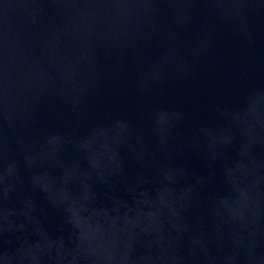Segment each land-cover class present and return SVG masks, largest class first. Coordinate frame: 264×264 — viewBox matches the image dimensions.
Segmentation results:
<instances>
[{"label": "water", "instance_id": "water-1", "mask_svg": "<svg viewBox=\"0 0 264 264\" xmlns=\"http://www.w3.org/2000/svg\"><path fill=\"white\" fill-rule=\"evenodd\" d=\"M0 264H264V0H0Z\"/></svg>", "mask_w": 264, "mask_h": 264}]
</instances>
